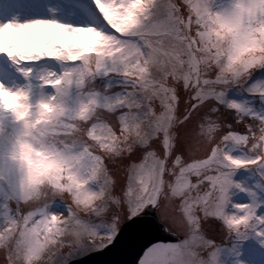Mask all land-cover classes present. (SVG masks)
<instances>
[{
    "label": "rangeland",
    "instance_id": "rangeland-1",
    "mask_svg": "<svg viewBox=\"0 0 264 264\" xmlns=\"http://www.w3.org/2000/svg\"><path fill=\"white\" fill-rule=\"evenodd\" d=\"M2 37L0 264L126 226L133 264H264V0H0Z\"/></svg>",
    "mask_w": 264,
    "mask_h": 264
},
{
    "label": "water",
    "instance_id": "water-1",
    "mask_svg": "<svg viewBox=\"0 0 264 264\" xmlns=\"http://www.w3.org/2000/svg\"><path fill=\"white\" fill-rule=\"evenodd\" d=\"M148 236L150 235L148 234ZM147 244L146 239L143 236L141 237L139 232L128 227L121 236L104 250L73 264H133L148 246Z\"/></svg>",
    "mask_w": 264,
    "mask_h": 264
},
{
    "label": "bare ground",
    "instance_id": "bare-ground-1",
    "mask_svg": "<svg viewBox=\"0 0 264 264\" xmlns=\"http://www.w3.org/2000/svg\"><path fill=\"white\" fill-rule=\"evenodd\" d=\"M3 47H5V44H4V38L2 37L1 42H0V52L2 51ZM3 59H5V57ZM3 67H4V65L0 64V70H2L1 68H3ZM0 76H3V74H1V72H0ZM1 84H2V82L0 81V100L1 101H4V100L10 98L11 93L15 92L18 88L17 85L12 86V87H3ZM14 98H15V96H14Z\"/></svg>",
    "mask_w": 264,
    "mask_h": 264
},
{
    "label": "trees",
    "instance_id": "trees-1",
    "mask_svg": "<svg viewBox=\"0 0 264 264\" xmlns=\"http://www.w3.org/2000/svg\"><path fill=\"white\" fill-rule=\"evenodd\" d=\"M111 77H114V76H111ZM185 121V119H178V120H175V122H174V124H175V127H173V131L174 132H177L178 133V129H179V127H180V124L181 123H183ZM177 124V125H176ZM177 147H178V145H176V146H174V153L173 152H171V156H170V159H173V157L174 156H176V153H177ZM173 151V150H172ZM232 165H235V164H232ZM241 165H236L235 167L236 168H229V172H235V171H242L244 168V165L243 166H241V168H239ZM247 167L246 168H249V167H253V164H248V165H246ZM245 168V169H246ZM181 169L183 170L184 168L183 167H181ZM243 243H248V242H246L245 240H243L242 241ZM88 244V243H87ZM87 246V245H86Z\"/></svg>",
    "mask_w": 264,
    "mask_h": 264
}]
</instances>
